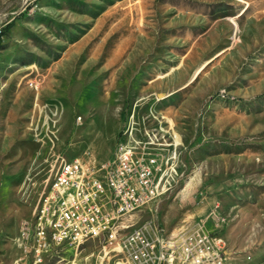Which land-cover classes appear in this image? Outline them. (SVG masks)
I'll return each instance as SVG.
<instances>
[{"label":"rangeland","instance_id":"rangeland-1","mask_svg":"<svg viewBox=\"0 0 264 264\" xmlns=\"http://www.w3.org/2000/svg\"><path fill=\"white\" fill-rule=\"evenodd\" d=\"M0 43V264L59 151L103 164L134 114L173 166L134 220L205 219L227 264H264V0H0ZM105 242L38 264H96Z\"/></svg>","mask_w":264,"mask_h":264},{"label":"built area","instance_id":"built-area-1","mask_svg":"<svg viewBox=\"0 0 264 264\" xmlns=\"http://www.w3.org/2000/svg\"><path fill=\"white\" fill-rule=\"evenodd\" d=\"M163 127L140 126L135 114L103 164L74 152L57 154L59 164L39 192L33 216L24 218L15 240L22 255L9 264H38L65 243L78 248L106 236L114 264H227L226 240L205 219L166 233L154 218L133 214L169 189ZM24 263H23V261Z\"/></svg>","mask_w":264,"mask_h":264},{"label":"crops","instance_id":"crops-1","mask_svg":"<svg viewBox=\"0 0 264 264\" xmlns=\"http://www.w3.org/2000/svg\"><path fill=\"white\" fill-rule=\"evenodd\" d=\"M48 180V179H47ZM47 180H45V182L47 181ZM43 184H44V181L42 182ZM38 190H39V188H38ZM179 227V226H178ZM178 227H176V228H178ZM175 229V228H174ZM17 243V242H16ZM15 243V244H16ZM73 247H75V246H73ZM22 253H23V251H22V247L19 245V244H17V248H16V250H15V252L13 253V255H4V258H5V261H4V263L3 264H9V263H11L15 258H17V257H19V256H21L22 255ZM23 261V260H22ZM77 262V261H76ZM23 263H24V261H23ZM78 264H81V263H79V262H77ZM71 264V263H70ZM73 264V263H72ZM96 264H114L113 263V261H112V259L110 258V256H109V254H105V253H99L97 256H96Z\"/></svg>","mask_w":264,"mask_h":264},{"label":"trees","instance_id":"trees-1","mask_svg":"<svg viewBox=\"0 0 264 264\" xmlns=\"http://www.w3.org/2000/svg\"><path fill=\"white\" fill-rule=\"evenodd\" d=\"M0 46H1V43H0Z\"/></svg>","mask_w":264,"mask_h":264}]
</instances>
